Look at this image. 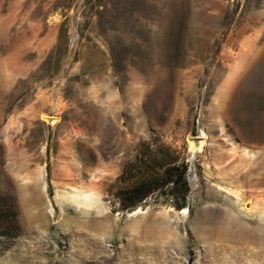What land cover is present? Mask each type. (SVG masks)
<instances>
[{"label": "rangeland", "instance_id": "rangeland-1", "mask_svg": "<svg viewBox=\"0 0 264 264\" xmlns=\"http://www.w3.org/2000/svg\"><path fill=\"white\" fill-rule=\"evenodd\" d=\"M260 78L264 0H0V264H264V143L230 116ZM154 138L191 207L122 212Z\"/></svg>", "mask_w": 264, "mask_h": 264}, {"label": "trees", "instance_id": "trees-1", "mask_svg": "<svg viewBox=\"0 0 264 264\" xmlns=\"http://www.w3.org/2000/svg\"><path fill=\"white\" fill-rule=\"evenodd\" d=\"M245 81L236 90L232 101V123L243 142L264 143V78L249 89H245ZM244 93L247 102L242 107L238 101ZM189 174L188 158L177 148L157 138L143 139L135 157L124 164L111 185L110 193L122 212H133L150 201L168 203L178 210L189 209Z\"/></svg>", "mask_w": 264, "mask_h": 264}, {"label": "water", "instance_id": "water-1", "mask_svg": "<svg viewBox=\"0 0 264 264\" xmlns=\"http://www.w3.org/2000/svg\"><path fill=\"white\" fill-rule=\"evenodd\" d=\"M51 120H52V118L48 119V121H51ZM201 142H202V144L204 142V139L201 138V137H198V138L193 139L192 140V147H193V149L194 150H200V148L202 147Z\"/></svg>", "mask_w": 264, "mask_h": 264}]
</instances>
